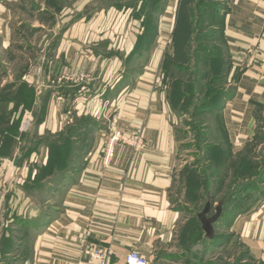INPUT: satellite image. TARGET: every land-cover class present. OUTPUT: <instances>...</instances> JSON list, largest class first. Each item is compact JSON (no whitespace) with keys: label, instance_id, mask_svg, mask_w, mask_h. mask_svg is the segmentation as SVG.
<instances>
[{"label":"crops","instance_id":"0c3cea01","mask_svg":"<svg viewBox=\"0 0 264 264\" xmlns=\"http://www.w3.org/2000/svg\"><path fill=\"white\" fill-rule=\"evenodd\" d=\"M17 1L0 0L2 47L10 46L11 6ZM81 2V7L85 6L82 10L80 7L77 13H71L72 27L64 31V43L59 49L60 52L65 49V57L69 60L76 51L78 54L82 52L80 41L76 38L85 39L83 35L90 27L98 29L97 35L100 32L107 38L113 31L109 27L114 28V21L118 18L138 24L134 30H121L126 38L118 49L124 51V56L120 57L122 53H115V48L112 50L110 45L107 46L111 52L106 57H119H114L119 59L118 62L113 60L115 65L112 69H118L114 80L104 81L102 71L105 64L101 52L97 50L101 49V45L94 43L84 53L94 59L86 64V69L93 72L90 80L67 86L61 95L64 99L55 98L51 89L46 94L43 91L38 95L35 93L37 99L44 97L49 125L53 123L56 127L53 130L56 132L47 130L49 133H64L67 128L73 130L72 125H67V116L58 129L60 119L50 116L51 99L57 103L55 116L63 118L65 112L73 109V117L80 124L76 127L79 135L74 142L79 150L85 151L81 153L84 159L82 167L72 170L71 157L66 163L68 170L65 169L64 175L48 189L50 197L62 199L61 205L34 215L32 222L25 224L33 231L30 253H27L29 264H77L89 257L92 247H111L110 264H125L127 255L135 249L152 258L159 251L161 242L167 243L174 238L179 220V214L173 210L169 200L179 156L176 119L173 116L177 117V114L170 102L165 75L157 76L156 73L158 68L162 70V60L174 50L172 36L178 0ZM226 2L223 34L235 77L229 83L233 86L229 90L231 94L222 97L215 116L222 120L224 142L233 149H241L254 135L256 112L264 104V0ZM74 4L63 10L66 16H69L68 10L77 7L75 1ZM111 21L113 23L109 24ZM68 36L73 38L69 44L66 42ZM142 42H145L144 46L138 45ZM26 75L24 81L33 87ZM35 94L32 103L36 101ZM82 101L86 103L81 104ZM102 102L111 108L110 111L117 112L116 117L125 129L144 127L146 146L143 150L134 152L130 146H117L110 161L105 163L102 155L106 142L99 133L100 122L92 115V112L97 113L102 108ZM35 108L33 105V110ZM36 115L39 118L38 125H35L40 126L39 133H43L45 119L41 125V113ZM217 141L215 145L222 143ZM45 146L49 147V143ZM227 225L245 248L247 255L242 258L243 262L264 264V196L240 215L233 218L231 214ZM215 238L209 247L200 252V258L195 257L198 264H212L206 262L208 252L222 240L220 234H216ZM209 242L206 238L204 247ZM223 245L226 247L228 244L225 242ZM185 255L181 254L180 260L187 259ZM28 261L24 262L28 264Z\"/></svg>","mask_w":264,"mask_h":264},{"label":"rangeland","instance_id":"374dc122","mask_svg":"<svg viewBox=\"0 0 264 264\" xmlns=\"http://www.w3.org/2000/svg\"><path fill=\"white\" fill-rule=\"evenodd\" d=\"M74 1L77 7L68 10L69 16H66L63 10L66 7H73ZM193 2L195 0H191L189 4ZM199 2L202 3L197 5V8L200 5L213 4L220 16L214 15L208 21L204 20V25L201 26L196 22L198 12L183 9L175 37L172 36L174 50L165 59L162 56V70L158 68L156 72L157 76L165 75L168 89L171 90L173 83L174 88L182 89L187 94L183 92L182 98L175 99L171 96L170 99L177 114V117L173 116L176 119L179 156L169 190V200L173 210L179 214L178 225L174 229V238L167 243L161 242L159 251L152 258L148 257V260L149 264L195 263V257L200 258V252L204 250L206 236L202 231L199 233L202 239L198 243L191 242L198 231L196 223L194 225L189 219L198 216L211 201L213 207L210 215L215 214L219 206L223 207L222 193H227V196L230 195V201L224 203L226 211L223 209V213H226L216 225V234H220L222 240L210 248L206 262L252 264L243 262L242 258L247 255L245 248L227 224L230 223L231 214L233 218L240 215L264 196V104L257 110L256 138L253 141L250 138L243 148L232 150L230 165L225 149L217 150L212 147L216 140L225 141L222 120L215 116L214 105L221 100L224 90L233 89L229 83L235 77L221 31L227 2L226 0ZM80 4H82L80 0H18L11 6L10 46L2 47L0 38V264H26L24 261L30 259L27 253H30L33 231L25 227V224H30L34 215L61 205L62 199L50 197L51 192L48 189L64 175L62 173L70 158H73L72 170L81 168L84 163L81 153L85 149L79 150L74 142L79 135L76 127L80 124L77 118L73 117V109L65 112L63 118L55 116L54 108L57 103L55 99H51L50 116L60 119L58 129L60 122L64 124V118L67 116L66 121H69L67 125H72L73 130L69 131L67 128V132L64 133H49L47 130L56 132L53 131L56 127L53 123L49 125V112L45 109L44 97L37 99V93L43 91L46 94L51 89L55 98L64 99L61 95L65 93L63 91L67 86L90 80L93 72L86 69V64L89 61L92 63L94 59L84 53L94 43L101 45V49L97 50L105 57H101L105 64L102 71L104 81L114 80L118 69H112L115 65L113 60L118 56L106 55L111 52L110 49L115 48V53L119 52L122 53L120 57L124 56V51L118 49L119 46H123L126 38L121 30L137 28L138 22L118 18L114 21V28L109 27L110 30L113 29L112 34L110 32V35L104 38L100 32L96 34L98 29L89 26L87 33L83 35L85 39L76 38V41H80L82 52L78 54L74 49L75 56L69 60L65 57V49L63 52L59 49L64 43L66 35L64 31L67 27H72L71 13H77ZM84 6L80 9L82 10ZM213 13V9L208 11L209 15ZM210 21L215 24L214 30L208 27ZM112 23L111 21L109 24ZM67 38L66 42L69 44V40L73 38L69 36ZM108 45L112 48L109 49ZM138 45L144 46L145 42ZM25 75L31 80L33 87L24 81ZM106 77L108 79H105ZM34 94L36 101L32 103ZM85 103L86 101L81 102ZM33 105L36 107L34 110ZM101 106L102 108L97 113L92 112V115L100 122L99 133L106 142V150L102 155L105 163L110 161L117 146H130L134 152L143 150L146 146L144 127L127 130L116 117L117 112L110 111L111 108L104 102ZM34 113H41V125L45 119L43 133H39L40 126L35 125L39 117ZM114 138L116 140H113ZM54 141L57 143L54 144ZM48 143L49 147H46ZM16 156L21 158L19 164L14 163ZM239 167L243 171H240ZM236 168L244 175L239 177L235 184L230 176H233L232 172ZM229 171L226 186L223 191H219L215 182L220 176L225 179V173ZM56 176L58 178L54 179ZM207 181H210L209 188L205 186L206 184L203 185ZM225 242L228 245L222 247ZM95 248L89 250L88 258L79 260L77 264L93 263L95 259L90 253ZM181 254H186L189 259L180 260Z\"/></svg>","mask_w":264,"mask_h":264},{"label":"trees","instance_id":"16d2710c","mask_svg":"<svg viewBox=\"0 0 264 264\" xmlns=\"http://www.w3.org/2000/svg\"><path fill=\"white\" fill-rule=\"evenodd\" d=\"M183 1V2H182ZM180 0L179 1V3H180V5L178 6V9H177V12H176V26H175V28H174V31H173V36L175 37V34H176V30H177V26H178V21H180V13H181V11L184 9H191V12H198L197 13V20H196V22L197 23H199L201 26L202 25H204V20H206V21H208V19L210 18V17H213L214 15H216L217 17L218 16H220V13H218V10L216 9L215 10V6L213 5V4H206V5H200V7H196L197 5H199L200 3H202V2H199V0H195V2H193L192 4H189L190 2H191V0ZM201 1V0H200ZM204 1V3H205V0H203ZM195 9H198V11H195ZM210 9H213L214 10V13L213 14H211V15H209L208 14V11L210 10ZM226 10H227V8H226ZM225 13L223 14V24H222V29H221V31H222V34H223V29H224V20H225ZM222 20V19H221ZM145 23H147V24H149V22H145ZM210 24H209V28L210 29H213L214 30V28H213V26L215 25V24H213V23H211V21L209 22ZM201 29V28H200ZM199 29V30H200ZM223 36H224V34H223ZM177 67H179V66H177ZM186 93V91H182V89H180V90H178V88H174L173 87V83H172V87H171V90H170V99H171V96H172V98H175V99H179L180 97L182 98L183 97V95H182V93ZM224 92L225 93H222V97H225V96H228V95H230L231 93H230V91H226V90H224ZM187 94V93H186ZM222 97H221V99H222ZM221 101V100H220ZM219 101V102H220ZM219 102L218 103H216L215 105H214V110H216L217 108L216 107H218V105H219ZM261 106V105H260ZM172 107L175 109V107H174V105L172 104ZM257 116H258V113L256 112V118H257ZM258 120V119H257ZM257 132H258V128H256V130H255V132H254V135L251 137L252 139H251V141H253L255 138H256V136H257ZM214 149H217V150H220L221 148H224L225 149V151H226V153H227V157H228V160L230 161V159L233 157V153H232V150H233V148L230 146V145H228L227 143H225L224 141L222 142V143H220L219 145H213L212 146ZM237 162V164H239V162L238 161H236ZM240 162L242 163V161H241V159H240ZM230 165H232L231 164V161H230ZM241 165V164H240ZM231 168H232V166H230V170H231ZM239 170L240 171H243V169L242 168H240L239 167ZM232 174H233V176H230V171L229 172H227V173H225V179L222 177V176H220L219 177V179L217 180V182H215L216 184H217V189L219 190V191H223V189L225 188V186H226V178H228L229 176L232 178V180H233V182L236 184L237 183V180H238V178L239 177H242L243 175H244V173L243 172H239V171H237V168L232 172ZM206 184V185H205ZM203 185H205L206 187H208L209 188V185H210V181H207V182H204L203 183ZM248 189V188H247ZM246 190V189H245ZM224 194V195H223ZM233 194V193H232ZM221 196H223V207H222V209H225V211H226V206H224V203L225 202H229L230 201V199H229V196H227V193H222V195ZM211 197H213V196H211ZM233 197V196H232ZM226 198V199H225ZM211 203L213 204V202L211 201ZM226 212H224L223 214H225ZM188 221V220H187ZM189 221H192L193 222V224L195 225V223H196V225H195V227H196V229H197V231H198V234L194 237V239L193 240H191V242H193V243H197V242H199L201 239H202V236H201V234H199L200 232H202L203 230L201 229V223H200V221H199V218H198V216H193V217H191L190 219H189ZM188 227V226H187ZM215 240H216V238H215ZM214 242V241H213ZM211 244V242H209L208 243V245H206L205 247H204V249L205 248H207V247H209V245ZM187 257V259H189L188 258V256H186ZM190 260H191V257H190ZM191 264H193V262L191 263Z\"/></svg>","mask_w":264,"mask_h":264},{"label":"water","instance_id":"95a60500","mask_svg":"<svg viewBox=\"0 0 264 264\" xmlns=\"http://www.w3.org/2000/svg\"><path fill=\"white\" fill-rule=\"evenodd\" d=\"M19 157L16 156L14 163L17 164ZM213 204L208 202L200 213H198V218L201 222V228L205 233L206 238L213 242L216 237V225H218L223 216V209L222 207H218L216 209L215 214L210 215L212 210ZM200 247V246H199ZM201 249V248H200ZM193 264H198L196 261Z\"/></svg>","mask_w":264,"mask_h":264},{"label":"built area","instance_id":"2783aa9c","mask_svg":"<svg viewBox=\"0 0 264 264\" xmlns=\"http://www.w3.org/2000/svg\"><path fill=\"white\" fill-rule=\"evenodd\" d=\"M113 140H116L115 138ZM112 149L110 150V152ZM91 257L95 259L93 263L79 262L78 264H110L113 250L111 247H96L91 251ZM126 264H149L148 258L139 250H132L126 257Z\"/></svg>","mask_w":264,"mask_h":264}]
</instances>
